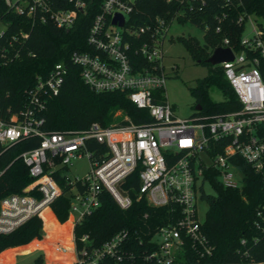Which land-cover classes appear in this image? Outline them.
<instances>
[{"label":"built area","instance_id":"2783aa9c","mask_svg":"<svg viewBox=\"0 0 264 264\" xmlns=\"http://www.w3.org/2000/svg\"><path fill=\"white\" fill-rule=\"evenodd\" d=\"M2 1L8 11L27 17L31 24L50 22L66 30L87 12L90 3V0ZM177 1L180 8L170 23L156 18L152 26L130 28L126 23L135 0H103L86 36L94 51H74L70 56L90 89L125 92L136 107L147 109L150 122L135 124L124 116L122 122L108 126L93 122L81 129L44 130V96L57 94L67 71L61 62L55 63L45 77L36 78L19 119L16 115L11 116V123L0 119L1 144L26 137L39 138L36 147L20 154L32 182L21 193L0 200V234H8L44 209H50V203L61 194L54 178L59 172L70 186L66 220L69 228L62 238L56 234L51 252L67 253L62 257L64 262L186 264L181 259L186 241H191L201 256L211 255L212 246L202 232L197 214L203 184L209 183L205 171L215 170L224 187L236 188L243 183V175L235 164L237 159L244 160L255 171L263 168L264 20L253 13L239 12L235 23L242 28L240 48L233 49L228 36H223L218 46L232 51L231 61L217 65L223 68L239 109L210 117L179 118L165 100L163 45L176 17L200 10L193 2L203 5L204 0ZM115 15L122 17V26L112 22ZM223 17L217 18L215 32L221 31ZM0 25L1 38L7 26L1 16ZM209 28L204 23L200 28L203 35ZM140 37L144 39L133 46L132 42ZM160 91L163 102L155 100ZM215 146L221 147V151L211 154ZM81 158L87 159V172L69 178L67 169L73 160ZM134 172L137 186L127 184V178ZM102 190L110 193L121 209H127L133 201H144L153 207L169 206L175 219L158 228L145 243L140 240V247L124 230L99 244H93L87 234L75 237V225L99 206ZM262 209L257 216L264 220Z\"/></svg>","mask_w":264,"mask_h":264},{"label":"trees","instance_id":"16d2710c","mask_svg":"<svg viewBox=\"0 0 264 264\" xmlns=\"http://www.w3.org/2000/svg\"><path fill=\"white\" fill-rule=\"evenodd\" d=\"M102 1L90 0L87 12L79 15L74 25L66 30L57 28L50 22L31 24L27 17L8 11L0 0V16L7 24L5 34L0 38L2 121L11 123V116L16 115L18 119L21 117V112L28 104V92L34 88L36 78L45 77L53 65L59 62L66 65L67 71L57 94L44 96V130L81 129L93 122L108 126L122 122L124 116L135 124L151 121L147 109L136 107L125 92H96L90 89L81 79L79 67L70 61L74 51H94L87 43L86 36ZM193 5L200 6L201 9L177 16L176 22H189L198 28L208 23L210 28L201 41L190 35L176 37L193 61L208 67L207 75L189 87L195 105H200V109L195 110L191 116L210 117L237 110L240 105L225 78L223 68L207 63L206 59L222 44L223 36L229 37V45L233 49L240 48L242 28L235 23V18L239 12L246 11L264 20V0H204L203 5L199 2H193ZM179 8L177 0H135V8L126 25L130 28L152 26L156 18L170 23ZM223 15L225 17L222 19L221 31L215 32L217 18ZM13 36L17 39H12ZM143 39L140 37L132 42L133 46ZM211 86L218 88L225 99L212 101L208 96V88ZM155 100L164 101L162 91L157 92ZM117 112L120 114L117 115ZM38 143V137L21 138L11 144L0 143V199L10 193H21L32 182L20 154L36 147ZM219 151L221 147L215 146L211 154ZM235 164L243 175L242 185L236 188L224 187L218 181L215 170L205 171V178L212 187L213 194L202 195L201 199L206 202L207 209L201 229L208 244L212 246V253L201 256L192 247V242L186 241L182 262L264 264V220L257 216V212L264 207V160L261 171H255L242 159H237ZM54 178L60 186L61 194L50 203V209H44L41 214L46 232L52 237L56 236V231L61 226L58 222L64 223L68 219L70 203V186L65 178L60 177L59 172ZM127 184L138 185L137 173L134 172L127 178ZM99 199V206L74 227L75 237L87 234L93 244H99L124 230L140 247V240L145 243L158 228L175 219L169 206L153 207L144 201H133L127 209H121L106 190L101 191ZM62 225L64 230H68L69 223ZM42 235V221L38 216L31 217L8 234H0V252L3 251L0 253V262L10 261L14 254L25 247L23 245H28L31 241L39 242L34 239H40Z\"/></svg>","mask_w":264,"mask_h":264},{"label":"rangeland","instance_id":"374dc122","mask_svg":"<svg viewBox=\"0 0 264 264\" xmlns=\"http://www.w3.org/2000/svg\"><path fill=\"white\" fill-rule=\"evenodd\" d=\"M2 28L3 26L0 25V29ZM188 35L194 36L200 41L203 39L201 29L192 23L186 22L180 24L172 22L169 27L167 39L163 45V63L167 77L164 84L165 100L171 105L174 115L179 118H188L195 112V99L190 94L189 87L194 86L197 80L203 79L208 73V67L193 61L183 45L176 40L177 36ZM169 38H171V40H168ZM208 96L212 101H222L225 99L224 94L215 86L208 88ZM116 114L119 115L120 112ZM88 168L87 159H75L72 161V165L67 169V173L69 178H73L74 176L83 175L87 172ZM203 193L208 195L213 194V189L207 182L203 184ZM206 209V202L203 199L198 200L197 214L199 220H203ZM41 214L42 212L38 217L42 221L43 235L40 239H34L39 242L31 241L32 243L30 242L28 245H23L25 247L11 257V262L5 264H72L71 262L59 260L51 252L52 235L46 232L47 230L44 227ZM58 224L61 226L59 225L60 228L56 231V234L62 238L65 230L62 228L63 223L58 222Z\"/></svg>","mask_w":264,"mask_h":264},{"label":"water","instance_id":"95a60500","mask_svg":"<svg viewBox=\"0 0 264 264\" xmlns=\"http://www.w3.org/2000/svg\"><path fill=\"white\" fill-rule=\"evenodd\" d=\"M113 23H118L119 26L123 25V19L120 15H115L112 20ZM233 59L232 51L229 48L217 47L213 50L212 54L206 59V62L211 65H217L223 61H231ZM195 110L200 109V105H194Z\"/></svg>","mask_w":264,"mask_h":264},{"label":"bare ground","instance_id":"6f19581e","mask_svg":"<svg viewBox=\"0 0 264 264\" xmlns=\"http://www.w3.org/2000/svg\"><path fill=\"white\" fill-rule=\"evenodd\" d=\"M55 237L56 236H54V237H52V240H55ZM52 240H51V242H52ZM54 256H56V258H58L59 260H62V261H64L63 259H62V257L63 256H67V253L66 254H60V253H58V254H54Z\"/></svg>","mask_w":264,"mask_h":264},{"label":"crops","instance_id":"0c3cea01","mask_svg":"<svg viewBox=\"0 0 264 264\" xmlns=\"http://www.w3.org/2000/svg\"><path fill=\"white\" fill-rule=\"evenodd\" d=\"M51 211V210H50ZM51 213H52V211H51ZM53 214V213H52ZM53 216H54V214H53ZM55 217V216H54ZM20 247V246H19ZM14 248H17V247H14ZM8 249H10V248H8ZM7 250V249H6ZM5 251V250H4ZM3 252V251H2ZM2 252H0V253H2ZM11 262V260L10 261H8V262H0V264H5V263H10Z\"/></svg>","mask_w":264,"mask_h":264}]
</instances>
